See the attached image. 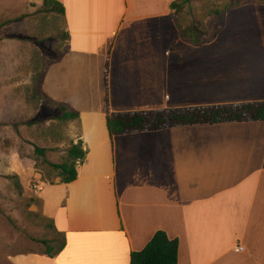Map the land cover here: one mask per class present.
<instances>
[{
  "label": "crops",
  "instance_id": "obj_1",
  "mask_svg": "<svg viewBox=\"0 0 264 264\" xmlns=\"http://www.w3.org/2000/svg\"><path fill=\"white\" fill-rule=\"evenodd\" d=\"M56 1L68 50L47 68L42 91L79 113L72 144L87 154L75 181L45 184L39 196L64 248L22 264H129L159 231L178 241V264H264V122L112 138L105 123L106 109L264 101L261 59L215 49L222 23L211 42L184 40L175 0Z\"/></svg>",
  "mask_w": 264,
  "mask_h": 264
},
{
  "label": "rangeland",
  "instance_id": "obj_2",
  "mask_svg": "<svg viewBox=\"0 0 264 264\" xmlns=\"http://www.w3.org/2000/svg\"><path fill=\"white\" fill-rule=\"evenodd\" d=\"M42 3L0 0V264H22L28 255L43 254L41 242L52 241L57 248L60 241L48 222L38 218L46 217L39 199L42 177L59 179L48 173L33 146L46 149V159L58 163L73 143L69 123L57 120L58 105L35 88L39 74L65 50L67 30L63 17L45 12ZM229 6L243 9L225 17L215 49L264 63V0H192L175 19L182 27L193 24L218 33V18L206 12ZM249 67L257 70L259 65ZM10 176L27 180L21 193Z\"/></svg>",
  "mask_w": 264,
  "mask_h": 264
},
{
  "label": "trees",
  "instance_id": "obj_3",
  "mask_svg": "<svg viewBox=\"0 0 264 264\" xmlns=\"http://www.w3.org/2000/svg\"><path fill=\"white\" fill-rule=\"evenodd\" d=\"M192 0H175L170 4V9L176 14L180 13L186 5ZM45 12H56L65 19V10L63 5L56 0H43L42 3ZM237 6L225 7L222 10L214 9L206 12V16L211 15L218 18L219 24L222 23L228 10ZM65 22V20H64ZM179 35L189 41L194 46L211 42L217 36V31L202 30L198 26L190 25L182 27L177 23ZM66 47L63 53L59 55L53 62H49L36 80V91L47 102L57 104L60 115L57 120L61 123L75 122L79 119V113L68 108L66 105L50 100L42 91V85L47 68L54 62H58L64 53L68 50V32H65ZM108 78V61L104 70V83L107 87ZM107 103V100H106ZM264 122V101L245 102L225 105H208L199 107H190L182 109H162L148 110L136 112L111 113L106 109L105 123L109 137H117L144 132H156L165 129L195 126V125H217L228 123H251ZM34 154L42 159L48 173H53L54 179H59L61 184H69L77 178V168L85 160L87 154L82 142L71 144L66 152V157L61 162L51 163L46 159L47 150L38 146H33ZM47 173V174H48ZM13 181L14 188L18 193L22 192V187L26 183V179L18 180L17 176L7 177ZM45 178V179H43ZM49 176L46 174L42 177V182L54 185L53 180L46 181ZM40 220L48 222V226L53 229L54 233L60 238L58 247L51 246L52 241L41 242L45 246L42 255L53 258L65 246V239L62 233L56 231L53 221L46 217H38ZM129 264H178V241L169 239L167 235L159 231L153 235L148 244L137 252L130 254Z\"/></svg>",
  "mask_w": 264,
  "mask_h": 264
},
{
  "label": "built area",
  "instance_id": "obj_4",
  "mask_svg": "<svg viewBox=\"0 0 264 264\" xmlns=\"http://www.w3.org/2000/svg\"><path fill=\"white\" fill-rule=\"evenodd\" d=\"M239 250H241V247H238Z\"/></svg>",
  "mask_w": 264,
  "mask_h": 264
}]
</instances>
